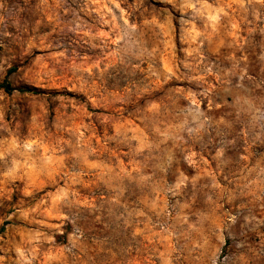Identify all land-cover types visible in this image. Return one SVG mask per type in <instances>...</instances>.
Returning <instances> with one entry per match:
<instances>
[{
  "label": "rangeland",
  "instance_id": "obj_1",
  "mask_svg": "<svg viewBox=\"0 0 264 264\" xmlns=\"http://www.w3.org/2000/svg\"><path fill=\"white\" fill-rule=\"evenodd\" d=\"M4 78L0 264H264V0H0Z\"/></svg>",
  "mask_w": 264,
  "mask_h": 264
},
{
  "label": "trees",
  "instance_id": "obj_2",
  "mask_svg": "<svg viewBox=\"0 0 264 264\" xmlns=\"http://www.w3.org/2000/svg\"><path fill=\"white\" fill-rule=\"evenodd\" d=\"M14 68H11L9 70V72L14 71ZM0 90H3L6 93H10L11 91H13V87L10 84V82H8V80L6 78H4L1 82H0Z\"/></svg>",
  "mask_w": 264,
  "mask_h": 264
}]
</instances>
